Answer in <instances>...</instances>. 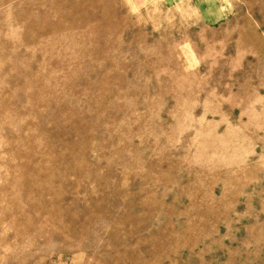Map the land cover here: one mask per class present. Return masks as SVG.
I'll return each mask as SVG.
<instances>
[{"label":"rangeland","instance_id":"obj_1","mask_svg":"<svg viewBox=\"0 0 264 264\" xmlns=\"http://www.w3.org/2000/svg\"><path fill=\"white\" fill-rule=\"evenodd\" d=\"M0 264H264V0H0Z\"/></svg>","mask_w":264,"mask_h":264}]
</instances>
